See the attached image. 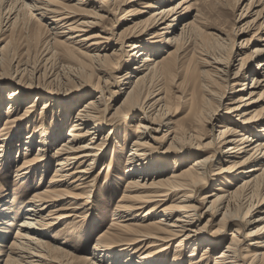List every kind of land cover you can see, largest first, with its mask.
I'll return each instance as SVG.
<instances>
[{
	"label": "bare ground",
	"instance_id": "obj_1",
	"mask_svg": "<svg viewBox=\"0 0 264 264\" xmlns=\"http://www.w3.org/2000/svg\"><path fill=\"white\" fill-rule=\"evenodd\" d=\"M96 1H99V6L93 5L92 0H78L76 7L71 8L54 3L49 4L55 7L42 3L38 5L39 0H0V7L2 10L6 8L9 14L3 24L8 26L2 31L14 25L40 23V17L51 20L55 24L53 27L61 28L52 35L44 25L45 31L38 33L41 36L42 52L46 51L40 62L25 63L19 53L13 52L10 58L13 72L4 68L7 59L3 51L7 42L0 48V90L6 84L2 80L8 77L11 79L5 87L8 106L3 113L5 121L1 128L6 129L9 123H12V131L19 128L16 135L10 131L9 134L0 131V167H6L8 171L13 159V162H17L14 180L21 185L33 184L29 196H26L27 189L24 187H19L22 191L13 188L10 200L9 196L0 195V264L77 262L69 250L61 247L65 241L56 245L44 241L41 236L46 235V229L56 225L57 221H66L67 224L62 227L65 229L82 217L79 210L91 203V192L99 178L93 169L96 162L104 157L108 135L113 136L114 133L118 147L111 149L104 181L109 189H116L122 179H126L125 184L111 212L109 223L98 231L91 254L81 257V264H184L186 261L187 264H264V215L256 218L252 215L253 211H260L264 207V104L256 107L264 103V0L248 1L244 13L254 2L262 5L251 14L254 15L253 21H257L256 30L252 34L256 40L246 55L236 58L239 63L233 71L230 69L236 67L234 60H231L234 40L219 29H216L218 33L207 34L211 40L201 35L199 24L205 15L199 5L207 0ZM237 1L240 0H234ZM34 10L38 11L40 17L36 16ZM117 13L120 15L118 26L122 28L117 33L120 47L114 48L115 52L100 54L96 50L105 49L101 47L111 43L115 32L110 31L109 35L105 28L103 31L95 29L106 22L108 15L111 14L115 19ZM244 13L240 18L244 17ZM79 15L94 19L78 22L75 16ZM39 23L38 26L43 25ZM84 27L93 32L87 34L88 30ZM240 30L237 34L246 31L242 28ZM248 41L239 42V47H244ZM190 43L198 47L190 49L187 57L192 60V65L186 66L183 61L186 53L184 50ZM54 46L64 47L62 50L66 51L67 59L76 58V53L83 58L77 59L80 60L81 73L86 72L90 65L105 74L107 69H115L117 72L124 70L118 76L108 75L113 79L112 83H120V89H125L120 104L124 109L120 110L119 106L115 108L111 125L116 121V116L127 119L136 110L140 111L141 120L149 124L141 121L137 124L122 172L116 175L114 183L109 176L112 163L119 156L118 150L125 149L126 141L131 136L126 126L121 132L120 128L109 127L107 134L102 135L107 127L103 126L109 108L107 95L114 92H109L107 78L100 81L99 76L96 82H92V78L84 77L81 83L87 85L84 87L90 86L89 89L95 93L77 100L88 96L77 108L75 115L71 118L69 113L73 107L72 102L61 101L57 110L54 109L51 104L53 99L45 94L56 92L39 84L40 76L45 79L44 82L47 81L46 65L44 67L41 62L48 61L49 57H45L53 52ZM200 51L206 57L199 60L207 69L195 72L193 64L197 63L195 56ZM255 59L256 66L250 68ZM39 65L43 66V72L39 71ZM180 73H187L184 78L193 84V93H198V96L193 98L184 115L188 114V123L183 127L172 128L169 116L173 108L163 84ZM25 75H29L27 80ZM205 77L219 81L223 90L209 91L212 84L204 80ZM248 77H251L249 82L246 81ZM197 81H200L199 85ZM235 86L238 87L234 90ZM227 88L232 89L231 101L226 103L229 106L224 112L227 116H214L218 113L212 110L213 101L209 98L213 96L218 101V108ZM39 90L40 93L37 92ZM73 93L65 91L59 93V96L67 97ZM203 93L209 97H203ZM30 97L34 100L29 101L24 110L19 112L22 103ZM39 99L43 100L42 109L49 107L53 111L51 119L54 116H67L65 120L55 121L56 131L46 126V120L39 127L29 120L35 102ZM3 103L0 102V113ZM177 109L178 105L175 112ZM152 110L145 118V112ZM236 111L239 113L238 119L234 120L231 113ZM40 113L45 114L44 111ZM212 120L220 123L217 134L213 133ZM210 121V139L204 141L203 137L208 136L203 133L200 135L199 129ZM68 123L66 137L54 146L50 155V147L62 137L64 124ZM152 124L158 127L151 128ZM161 125L166 127L161 136L149 135V140L146 139L150 129L156 131ZM24 130L26 139L20 141ZM39 130L42 131L41 139L36 145L34 136ZM50 130L55 132L51 133ZM100 134L102 137L98 138ZM86 137L89 138L85 141ZM197 137L201 138L192 144ZM168 139L170 142L165 148L167 152L154 151L159 148L154 143L159 140L166 142ZM22 142L24 150L15 159L12 148L22 145ZM227 144V149L222 153L220 147ZM34 146L37 148L35 153L32 152ZM171 151L176 154L172 160H157L162 158V154ZM185 151L187 155H177ZM218 157L226 165L219 164L217 171L211 174L214 159ZM188 158H192L191 162L180 168ZM52 160L53 171L47 184L41 188L40 181L48 174V165ZM169 170L171 172L168 174ZM212 180L217 181L212 189L204 193L201 200H194V193ZM223 183L225 185H221ZM179 192H182L181 195L174 198V201L166 203L172 194ZM196 203H204L206 208L200 211L202 207ZM141 209L143 212L139 213ZM21 215L23 218L15 223V232L7 241L10 231L6 225L12 226L14 219ZM87 216L88 213L83 216L84 220ZM201 217L205 219L203 223ZM68 219L71 222L68 223ZM93 221L87 226L93 228ZM210 224L214 226L211 230ZM250 224L255 226L247 229ZM227 227H231V231L226 241L223 233ZM82 231L85 229L80 233ZM50 237L55 239V235ZM174 240L177 241L171 247ZM212 254L213 261L210 263L208 261Z\"/></svg>",
	"mask_w": 264,
	"mask_h": 264
},
{
	"label": "rangeland",
	"instance_id": "obj_2",
	"mask_svg": "<svg viewBox=\"0 0 264 264\" xmlns=\"http://www.w3.org/2000/svg\"><path fill=\"white\" fill-rule=\"evenodd\" d=\"M76 1L78 0H62L60 2V0H39V2L37 3L38 5H44L47 4L50 6L49 3H54V4H59L61 6H70L71 8H75L76 7ZM89 1V0H87ZM249 0H240L239 2H234V0H207L206 2H204L203 4H200L199 6L202 8V11L205 15V18L202 20V23L199 24L200 27V32L201 35L204 39L206 40H211V38L207 35L210 32H215L218 33L216 31V29H219L221 31H223L224 33L228 34L232 40H234V44H232V56H231V60L233 61V63L235 64L234 68L230 69V71H233L237 68V65L239 63V60L236 58H239L240 56H244L246 55L249 50L254 46V42L256 40L255 35L252 36V34L254 33V31L256 30L255 27L257 25V21H253L255 20L253 17L254 15H251L252 12H256L257 10L260 9V7L262 5H257V2H254L255 4H252L249 8L247 13H244L245 8L248 4ZM48 2V3H47ZM92 4L99 6L100 3L99 1L96 0H92ZM50 7H55V5H51ZM88 7V6H87ZM129 8V7H128ZM91 10V9H90ZM37 17H40L38 15V11H33ZM195 12V11H194ZM192 12V14L194 13ZM89 13V12H88ZM244 13V17L240 18V15ZM8 11L6 10V8H4L2 10V6L0 7V48L6 43V49L5 51H3L6 54V62L4 65V68L6 71H14V66L10 65V58L13 54V52H17L20 54V56L23 58L25 63L28 64H32L35 61L40 62V59L42 56L45 55V52H42V42H41V36L38 34L39 32H44L45 28L47 27V29H49L50 34L53 35L54 32H58L61 30V28H57V27H53L55 24L51 23V20L46 19L43 20L41 17V22L43 23L42 26H38L37 23L39 22H32L31 24L28 25H22L20 24L19 26L14 25L11 28H8L6 31H2L5 29L6 26H8V24L6 26H4L3 24L5 23V18L8 16ZM91 16V13H90ZM93 16V15H92ZM119 14L117 13L116 18L114 19L113 16L110 14L108 15V18L106 20V22H104L103 24L100 25V27L98 26V29H95L96 31L102 30L105 28V31L107 32V34L110 35V31H114V36L113 39L111 41V43H109V45L106 46H102L101 48H105L103 50H96L97 52L101 53H111L114 51V48L116 47H120V39L117 37V33L122 29L121 27L118 26V22L119 21ZM49 17H52V15H49ZM131 17V16H130ZM54 18V17H52ZM75 19H78V22L81 21H86V20H93V17H87V16H75ZM261 20H259L260 22ZM39 23L40 25L42 23ZM258 22V23H259ZM182 24V23H181ZM181 24L178 25V27H181ZM46 25V27L44 26ZM124 26V25H122ZM114 27V28H113ZM86 30H88L86 33H92L93 31L91 29H88L87 27H84ZM97 28V27H96ZM245 29L246 31H242L241 33L237 34V32L240 29ZM241 31V30H240ZM51 35V36H52ZM147 36V35H146ZM201 37V36H200ZM201 37V38H202ZM60 39H64V38H60ZM249 40L247 42V45H245L244 47L240 48L239 47V42L241 41H246ZM53 41V40H51ZM117 42V44L115 43ZM189 43V42H188ZM195 43H190L187 48L184 50L185 53V59H183V61L185 60V65H192V60H190V58L187 57V55L190 54V49L197 48L198 45H196V47L194 46ZM110 46V47H109ZM78 47V46H76ZM53 52H51L49 55H47L45 58L49 57L48 61L45 63V60L43 62H41V65H43L45 67L46 65V70L45 73H47V81L44 82L45 79H42V77L40 76V85H46L47 90H51L53 92H56L54 94H45L49 97H51L53 99V101H51V104L53 105V107H55L54 109L57 110L58 105H61V101L64 102H72L71 105H73V107L71 108L70 116L72 118V116L75 115L77 108L83 103V101L88 97H84L82 98L80 101L79 98H81L84 95L90 94V93H95V91L89 89L91 88L89 85V88L84 87L87 86L83 83H81L82 80H84V77L86 78H92V82H96L97 78H99L100 76V81L104 80L105 78L108 79L109 83L107 85L109 92H114V93H108L107 97L109 98L106 102L109 105V108L106 112V121L105 124L103 125L104 127L107 126L105 128L104 133L103 134H107L108 128L112 127V128H120V132L123 129V127L126 126L129 134L131 135L128 140L126 141V146L125 149H120L119 151V156L116 160L113 161L112 163V168L109 172V176H110V181H112L113 183L116 181L114 180V178L116 177V175H118L119 173L122 172V169L124 164H125V159L127 157V152L129 150V146H131V140L132 137L134 136L133 133L136 129V126L138 123H140V121L142 123H145L147 125H149L147 122H143V119L141 120V118L139 117V115H141L139 110L133 111L130 116H128L127 119H121V116H116V121H114V123L111 125V121L113 120V118L111 117L114 113V110L116 107L120 108V110L123 111V106L120 105L124 96H125V89H120L122 87V85H115L113 82V79L110 76H118L121 75L124 70H120V71H115V69H107L106 70V74L104 72H99L98 70L94 69V67H92L91 65L86 68V72L81 73L80 69H79V62L81 58L75 51V57L76 58H72V60L67 59L65 57V49L64 47H60V46H54L53 47ZM84 49V48H83ZM240 54H238L239 52H237L238 50H240ZM120 51V50H119ZM115 52V51H114ZM183 52V53H184ZM53 53V54H52ZM81 59H80V58ZM202 57H206L203 53V51H200V54H198L197 56H195V59H197V63L193 66L195 67V72H199L201 70H206L207 67L206 65L201 62L199 59ZM77 59H80L79 61ZM209 59V58H208ZM236 59V60H235ZM83 61V60H82ZM139 61V60H138ZM39 65V71L43 72V66ZM256 66V59L252 62L250 68H253ZM120 72V73H119ZM190 72V71H189ZM87 73V74H86ZM187 74V73H186ZM183 73L180 74H176V76L174 78H172L171 80H168L166 82H164V88L165 91L167 92V95L170 97L171 100V106L173 108V112L172 114L169 116L170 117V121H172V123L170 124V126L172 128H175V126L178 127H183L184 125H186L188 123V114L186 116H184L187 111L189 110V106L190 104L193 102V98L195 99L196 96H198V93H193L192 87L193 84H190V81L187 80V78L185 79V75ZM26 78L25 80H27L29 78V75H25ZM203 79V78H202ZM11 80L9 77L5 78L2 80V83H6L5 87L8 86V81ZM204 80H207L209 82V84H212L209 88L213 89V90H217L220 89V91H222L223 89L220 88L222 85H220V82L215 80L213 77H205ZM246 81L249 82L251 81V77L246 78ZM8 82V83H7ZM90 82V83H92ZM200 82V81H199ZM199 82L197 81V85H199ZM81 83V84H80ZM3 87L0 92V96H2V98H0V102H3V105L1 107L2 109V113H0V131H4L6 132V134H9V131L11 133H14V135L19 133V128H14V131H12V123H9L8 125H6L5 127H7L6 129H2L1 127L4 126V121H5V111H6V107L8 106V102L7 99H5L6 94V88ZM238 86L233 87V89L235 90ZM163 88V89H164ZM93 89V88H92ZM117 90V91H116ZM65 91L68 92H74L73 95H69L67 97H61L59 96V93H63ZM232 89L231 88H227L226 91L223 94L222 97V101L220 102V106L217 108V104L218 101L215 100L213 98V96L209 99H211L212 102V110L215 109L216 112L218 113L217 115L214 116H222V118H225L227 116V114H225V110L227 109L226 107L229 106L226 103L228 101H231V95H232ZM40 93V90L37 91ZM209 93V92H207ZM240 93V92H237ZM235 93V94H237ZM204 94V93H203ZM202 94V95H203ZM234 94V95H235ZM204 94L203 97H205ZM241 94H238V96ZM209 96L207 95L206 98H208ZM34 100L32 97H30L26 102L22 103V106H20L19 108V112H22L24 110V106L29 102ZM77 101V102H76ZM152 102V100H151ZM36 105L34 107V111L30 117V121L33 123H36V126L39 127L38 125L43 121L46 120V126L49 128H52V130H55L57 126L54 125L55 121H62L63 119H67V116H54L53 119H51V114L53 113V111L51 110V108H47V109H42L43 107V100H38L37 102H35ZM264 103L256 106V107H260L262 106ZM178 105V109L175 112V108ZM67 106V104L65 105ZM158 108V107H157ZM118 110V114L119 115V111ZM44 111L45 114H41L40 112ZM154 110L152 111H147L145 112L144 116L146 118L147 115L151 114ZM1 112V111H0ZM167 111H164V113ZM4 113V114H3ZM54 114V113H53ZM238 112H234L231 113V117H234V120L238 119ZM43 115V116H42ZM110 117V118H109ZM70 118V119H71ZM109 118V119H108ZM108 119V120H107ZM140 119V120H139ZM167 121V120H165ZM125 122L126 125H125ZM226 122V121H224ZM213 133L217 134L218 132V128L220 123L216 121L213 122ZM110 124V125H109ZM69 123L68 124H64L63 130H62V137H60V139L56 140V142L54 141V143L52 144V146L50 147V155L54 149V146L56 144H58L60 141H62L65 137H66V133L69 131L68 129ZM151 128L154 127H158L156 124H152L150 125ZM164 128L165 125H161L159 127V129H157L156 131H153L150 129L149 133H148V137L146 139L149 140L150 136L151 137H159L163 134L164 132ZM211 121L208 123H204L200 129H199V134L201 135V133L205 134L204 136H208V137H203L205 139H203L204 141H208L210 139V135H211ZM56 131V130H55ZM55 131H51V133L55 132ZM3 132V133H4ZM25 130L24 132L21 134V139L20 141H24L26 138H24L25 136H27L25 134ZM41 130L36 132V135L34 136V143L37 145L39 144L40 141V134H41ZM102 135L100 134L98 136V138H101ZM150 135V136H149ZM117 136V135H116ZM89 137H86V139H84L85 141L88 139ZM199 138L201 137H197V139H195L193 142H191L192 144H195L196 141L199 140ZM117 138L115 137V133L112 135H108L107 140H106V145H105V150L103 152L104 157H102V159L100 161L96 162V165L94 167V174L98 173L99 174V178L96 181V183L94 184V188L92 189L91 192V203L89 205L86 206L87 208V212L88 216L87 218L84 220L83 216L86 214L84 209H80L79 214L82 215V217H79L75 220V223L71 224V227H66L65 229H63L62 227L64 225H66L67 223H65L66 221H57L58 223H56V225L49 227L48 229H46V232H44V236H41L42 239H44V241L50 242L52 244H56L59 245V243L65 241L66 243L63 244L61 247H64L65 249L69 250L73 256H75V260H77V262H75V264H81V257H86L87 255L91 254V249L93 247V244L95 242V239L97 238L98 235V231L101 230L102 228H104L105 226H107V224L109 223L110 220V215L111 212L115 206V203L118 199V197L121 195V190L123 189V186L125 184V180L126 179H122L121 183L118 184V187L116 189H109L107 182L104 181L105 175H106V165L109 163V156H110V152L112 147H118L117 143H116ZM151 142V140H150ZM170 142V140L168 139L166 142L159 140L157 143H154V146H158V149H154V151L162 153V152H167V150L165 149L168 145V143ZM20 143V142H19ZM153 143V142H152ZM190 144H186V145H191ZM227 145H224L222 147H220L221 152H225V150L227 149ZM20 147V148H19ZM18 148V151H17ZM24 150V145L22 142V145H19L18 147H14L12 148V154L14 156L15 159H18L19 157V153L22 154ZM32 152L35 153L37 152V148L36 146L33 147ZM168 152V153H164L162 154V158L157 160H167L170 159L172 160V158L176 157L175 153ZM178 152V151H177ZM187 155V151L185 152H181V153H177V155H181V156H185L183 154ZM208 154V153H207ZM189 155V154H188ZM14 159V160H15ZM191 159H187V161H185L182 165H180L181 167L186 166L189 162H191ZM217 161L219 162L217 164ZM214 167H212V171L211 174L215 171H217V167L219 164H225L221 162V160H219V157L217 159H214ZM11 165L8 168V171L6 169V167L1 168L0 169V195H5V196H9L8 200H10L12 198L13 195V188L16 190H21L19 189V187H24L26 188V196H29L31 194L32 191V187L33 184L31 186H28L27 183H25L24 185H21L20 182L14 180V171H15V164H17V162H13V159L11 160ZM53 166H54V160H52V162L48 165V174L45 176V180L43 179L42 181H40L39 187L43 188L48 180L49 177L53 171ZM42 168V167H41ZM171 172L170 170L168 171ZM222 176L224 174H221ZM149 177H151L149 175ZM213 178V177H212ZM33 181V179H30ZM38 180V179H37ZM29 182V181H28ZM42 182V184H41ZM215 182L217 181H210L208 182V184H206L203 188H201L199 191L194 193V200H201V197L203 196L204 193L210 191L212 189V185L215 184ZM221 185H225V183L221 184ZM232 186V185H231ZM234 186V185H233ZM22 191V190H21ZM217 191V190H216ZM22 193V192H21ZM182 192H179L178 194L174 195L172 194L171 198L166 202L167 204L171 203L172 201H174V198L178 197L179 195H181ZM94 194V195H93ZM264 197V194L262 195ZM7 199V197H6ZM176 201H178L177 199H175ZM198 204L200 207H202V209L200 211H203L206 208V204L204 203H196ZM73 206V204L71 205ZM264 206V205H262ZM258 210V209H257ZM253 211L252 215L256 218L259 215H264V207H262V209L260 211ZM71 212V211H70ZM143 209H141L139 211V213H142ZM252 216V217H253ZM261 216V217H262ZM22 215L17 217L16 219H14V224L12 226H9V224H7L6 222V226L8 227V230L10 231L8 233L7 236V241L11 238V236H13L14 232H15V228L17 227V225H15V223H19L20 220L22 219ZM5 219H11L10 218H5ZM94 219V221L92 222L93 228L87 226L89 225V222H91V220ZM200 220L205 221V219H202V217L200 218ZM7 221V220H5ZM217 221V219H216ZM68 223L71 222V219H68L67 221ZM78 222V223H77ZM5 224V223H4ZM253 224V223H251ZM248 228H251L252 226L255 225H251ZM69 226V224H68ZM209 229H213L214 226L213 225H209ZM85 231L83 233H80L81 230ZM231 231V227H227L226 230L224 231V239L227 241L229 239V232ZM247 231V230H246ZM245 233V230H244ZM243 233V234H244ZM81 234V235H79ZM83 234V236H82ZM51 235H55V239L51 238ZM57 236V237H56ZM82 236V237H81ZM177 240H174L171 242V247H173L175 245V242ZM249 242L246 241L244 243L245 246L247 243ZM218 251V250H217ZM216 251V252H217ZM187 253V252H186ZM213 254L209 257V261L208 262H212L213 258H212ZM184 264H187V261L184 262Z\"/></svg>",
	"mask_w": 264,
	"mask_h": 264
}]
</instances>
